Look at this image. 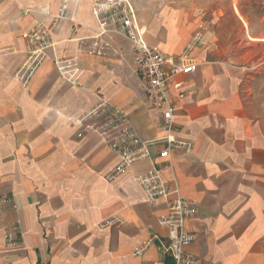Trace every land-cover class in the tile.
<instances>
[{
	"label": "crops",
	"instance_id": "crops-1",
	"mask_svg": "<svg viewBox=\"0 0 264 264\" xmlns=\"http://www.w3.org/2000/svg\"><path fill=\"white\" fill-rule=\"evenodd\" d=\"M105 1L71 0L57 18L61 0H0V264H175L155 241L168 240L158 218L171 197L151 201L135 178L154 167L197 208L180 264H264V52L255 59L225 42L218 21L190 7L133 0L148 43L197 65L167 84L173 134L190 149L173 148L167 162L157 145L112 176L120 157L98 133L99 114L119 109L143 139L167 132L147 105L131 43L109 33L106 55L88 53L100 28L94 8ZM33 33L48 47L24 84Z\"/></svg>",
	"mask_w": 264,
	"mask_h": 264
},
{
	"label": "built area",
	"instance_id": "built-area-1",
	"mask_svg": "<svg viewBox=\"0 0 264 264\" xmlns=\"http://www.w3.org/2000/svg\"><path fill=\"white\" fill-rule=\"evenodd\" d=\"M70 1L61 0L60 14L57 18L67 17ZM94 13L100 23V28L94 37L98 42L92 44L88 53L97 56L106 55L109 44L104 42L103 38L109 33L127 39L132 45L133 62L145 93L147 105L158 111V124L167 132L164 139H143L134 130L127 115L119 109L110 108L103 115L99 114L98 133L120 157L112 171V176L125 172L137 162L151 158L152 148L157 145H163L158 152V157L167 162H169L173 148L185 147L189 151L190 148L182 141H178L173 134L174 111L167 84L171 77L193 73L196 71L197 65L188 62L184 64L174 63L171 58L166 57L148 43L137 17L133 0H106L96 4ZM31 38L29 56L18 74L24 84H27L36 73L46 56L45 50L48 47V43L38 33H33ZM56 63L63 77L74 80V75L70 72L69 65L65 61L57 60ZM168 65L171 66L168 68ZM174 86L179 90V96L184 97L182 83L177 82ZM94 114L97 115L98 111ZM135 178L142 185L151 201L162 197H171L167 214L158 218L159 224L168 230V240L163 241L156 236L155 241L161 254L171 258L175 264L188 261L185 249L193 242L194 235L186 229L185 225L187 217L197 212L196 205L181 196L177 188L171 192L156 167L136 175ZM13 231L18 235V238L10 239L7 236V239L9 245L14 247L18 246L21 241L18 223L13 226ZM154 264L166 263L164 260H159Z\"/></svg>",
	"mask_w": 264,
	"mask_h": 264
},
{
	"label": "rangeland",
	"instance_id": "rangeland-1",
	"mask_svg": "<svg viewBox=\"0 0 264 264\" xmlns=\"http://www.w3.org/2000/svg\"><path fill=\"white\" fill-rule=\"evenodd\" d=\"M145 6L160 9L167 4L183 5L204 15L205 21H218L225 42L243 43L254 49V58L264 52V0H142ZM248 42H251L247 44ZM255 42V46L252 43Z\"/></svg>",
	"mask_w": 264,
	"mask_h": 264
}]
</instances>
